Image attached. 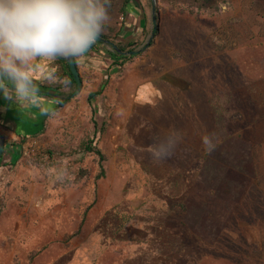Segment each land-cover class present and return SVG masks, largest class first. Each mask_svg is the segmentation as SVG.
<instances>
[{"label":"rangeland","instance_id":"obj_1","mask_svg":"<svg viewBox=\"0 0 264 264\" xmlns=\"http://www.w3.org/2000/svg\"><path fill=\"white\" fill-rule=\"evenodd\" d=\"M144 2L145 17L137 0L127 17L110 16L112 44H147ZM218 5L156 0L154 45L121 68L111 46L88 51L74 98L42 81L49 67L63 79L61 63L38 62L42 84L69 103L25 108L32 122L13 125L32 135L46 119L15 165L3 152L0 264H264V0ZM125 22L131 30L116 38ZM145 81L155 91L142 104ZM2 125L5 142L20 145ZM91 141L104 159L86 151Z\"/></svg>","mask_w":264,"mask_h":264},{"label":"clouds","instance_id":"obj_2","mask_svg":"<svg viewBox=\"0 0 264 264\" xmlns=\"http://www.w3.org/2000/svg\"><path fill=\"white\" fill-rule=\"evenodd\" d=\"M109 7L110 0H0V94L21 106L39 104L38 62L81 58L110 22ZM56 72L49 67L42 81L67 91L70 81ZM202 143L211 147L208 135ZM162 154L168 150L153 153Z\"/></svg>","mask_w":264,"mask_h":264},{"label":"trees","instance_id":"obj_3","mask_svg":"<svg viewBox=\"0 0 264 264\" xmlns=\"http://www.w3.org/2000/svg\"><path fill=\"white\" fill-rule=\"evenodd\" d=\"M119 2V5L117 6L116 2ZM182 2L184 3H187V4H191L193 5L194 7H197L199 10H208V9H213L212 7H219V2H223V0H181ZM133 0H110V7H109V15L110 16H115L116 15V11H117V14H123L127 17V15L131 12V7L132 6V3ZM216 9V8H215ZM136 17V16H135ZM112 19V18H111ZM110 19V21H111ZM159 19V17H158ZM126 23V22H125ZM123 23V25L121 26V28L119 29V31L116 33V35H114L116 38H119L121 36V34L123 33H127L131 30L132 28V24H129V23ZM107 25H105V28L104 30H109L110 32H112L111 28H109ZM154 31V29H153ZM160 35V28L155 32V36H154V39L153 41L151 42L150 46L149 47H152L154 45V42H155V39ZM99 38H101L102 40L104 41H108L110 43H113L114 41V38H111L110 35L104 33V31L102 32V34L99 36ZM116 46L118 47V49L125 53V52H130V51H133V50H136L139 48V43L136 42H132V41H129L125 44H116ZM103 49V45L101 43H98L97 41L90 47V49L88 51H96V49ZM87 51V52H88ZM86 52V53H87ZM107 55H109V57L112 59L113 61V66L115 67H118V68H121L123 67V64L126 62V60H128L127 57H124L122 54H120L118 51H116L115 49L111 48V51H107ZM58 62L61 63V69H62V72L63 74L61 75L62 78H67L69 81H70V85H69V88H72L73 91L75 92L76 89H77V83L74 79V76L71 72V69H70V66L69 64L67 63V60L66 59H63V58H59L57 59ZM56 60V61H57ZM75 62L77 64V68L79 70V58L78 59H75ZM40 65V63H39ZM40 68V67H39ZM36 74V75H34ZM33 76H34V80L37 82V85H38V88H39V96L42 100V105H41V102H39V104H32V108H31V111L32 112H41L44 110V112H46L47 110V106L48 104L51 103V101H56V105H55V109L58 110L62 107H64L67 103H69V98H62L61 96H63L61 93H60V89L58 87L54 88L52 86H45L44 84H42V82L40 81L38 75H39V71H37L36 73H34ZM51 94L57 96H51ZM100 95V92H96V93H91L88 97V101L90 104H92L93 100ZM45 100H48L47 103H44ZM0 103H3L5 105L6 108H8L7 112L5 113H0V118H2V120H4V124L2 125L6 130L10 131V132H13L16 134V136L21 140V143L20 145L15 143V142H8L6 141L5 142V148L8 152V154L11 155V159H12V163L13 165H15L21 158L22 156V153H23V143L28 139V138H34L36 137L37 135L39 134H43L45 132V124H46V119H44L43 121H41V130H40V133H33L32 135H27V133H22L21 131H17L15 129V127H13L14 123L20 121L21 123H24L23 126H25L26 124H28V122H32L31 121V118L29 117H26L24 119L23 115L19 118L17 116H15L14 114L12 115V111L10 109L11 107V103H13L12 100H9L2 97V101H0ZM18 104V103H17ZM41 105V106H39ZM23 111V109H21ZM25 111H23L24 113ZM22 113V114H23ZM235 141V140H234ZM239 143L240 145L244 144L243 142H237ZM86 151L87 152H94V154H96L97 156H99L101 159H104V156L102 155L101 151L98 150V149H94V147H92V141L89 142L87 145H86ZM3 160V158H2ZM2 160L0 161V168L2 166Z\"/></svg>","mask_w":264,"mask_h":264},{"label":"water","instance_id":"obj_4","mask_svg":"<svg viewBox=\"0 0 264 264\" xmlns=\"http://www.w3.org/2000/svg\"><path fill=\"white\" fill-rule=\"evenodd\" d=\"M152 1V4H153V7H152V20H153V25H154V31L151 35V38L149 39V41L147 42V44L143 47V49L141 51H132V52H121L117 46H115L114 44L108 42V41H104L102 40L101 38H98L96 41L98 43H101L102 45H109L111 46V48L115 49L116 51H118L120 54H122L124 57H135L139 54H141V52H143L144 50L148 49L151 42L153 41L154 39V36H155V32L159 29V25H158V16H157V6H156V0H151ZM67 63L69 64L70 66V69H71V72L74 76V79L77 83V89L75 91V93L72 95L71 98H74L76 97L77 95H79L81 92H82V89H83V82H82V79H81V76H80V73H79V70L77 68V64L75 62V59L74 60H67ZM53 96V95H51ZM0 161L2 160V157H3V152H4V149H5V138L4 136L0 133Z\"/></svg>","mask_w":264,"mask_h":264},{"label":"crops","instance_id":"obj_5","mask_svg":"<svg viewBox=\"0 0 264 264\" xmlns=\"http://www.w3.org/2000/svg\"><path fill=\"white\" fill-rule=\"evenodd\" d=\"M138 1V3H139V5H140V11L143 13V16L145 15L144 14V8H145V6H146V4H145V2H144V0H137ZM141 2V3H140ZM133 8V7H132ZM139 12V11H138ZM135 13V12H134ZM145 17V16H144ZM135 19V18H134ZM133 23V22H132ZM135 23V22H134ZM133 23V24H134ZM130 24V23H129ZM140 24H144L143 22H142V20L140 21ZM135 25V24H134ZM136 78V77H135ZM141 78V77H140ZM141 80V79H140ZM154 82L153 81H145V82H142V84H141V86H139V91H141L142 92V94L140 93L139 95H138V97H139V99L141 100V103L142 104H145L146 102L148 103V102H151V95H150V91H151V88H152V90L153 91H155L153 88L155 87L154 85H152ZM149 84V85H148ZM2 97H3V95L2 94H0V101H2ZM8 101H9V99H8ZM13 101V104H14V100H12ZM16 103V106L14 105L13 106V104L11 105V107H10V109L11 110H13L11 113H12V115L14 114L15 116H17V117H21V113H23V111H26V110H21V109H25V108H29L30 110H31V108H32V104H28L27 106H21V104H17V102H15ZM154 105V104H153ZM48 106H50V104H48ZM154 106H156V105H154ZM7 110H8V108H6L5 107V105L3 104V103H0V113L2 114V113H5V112H7ZM0 124L2 125V124H4V120H2V118H0ZM16 136V135H15Z\"/></svg>","mask_w":264,"mask_h":264}]
</instances>
